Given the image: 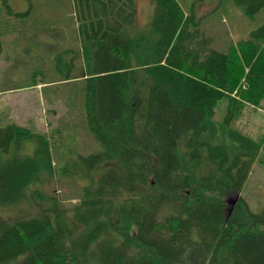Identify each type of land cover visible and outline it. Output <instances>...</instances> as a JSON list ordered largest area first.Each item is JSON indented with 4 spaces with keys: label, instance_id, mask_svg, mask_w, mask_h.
<instances>
[{
    "label": "trees",
    "instance_id": "16d2710c",
    "mask_svg": "<svg viewBox=\"0 0 264 264\" xmlns=\"http://www.w3.org/2000/svg\"><path fill=\"white\" fill-rule=\"evenodd\" d=\"M71 2L84 72L63 99L103 150L60 171L66 196L48 193L60 131L0 119V264H264V210L227 202L264 154L238 124L264 103V0H234L262 24L220 48L195 5L150 0L144 29L138 0Z\"/></svg>",
    "mask_w": 264,
    "mask_h": 264
},
{
    "label": "rangeland",
    "instance_id": "374dc122",
    "mask_svg": "<svg viewBox=\"0 0 264 264\" xmlns=\"http://www.w3.org/2000/svg\"><path fill=\"white\" fill-rule=\"evenodd\" d=\"M178 1L189 13L195 5L200 28L207 36L216 38L219 48L225 39L237 42L262 22L260 17L250 22L249 16L235 5L234 0ZM8 5L12 11L9 13L5 5V18L0 26L3 31L0 35L3 46L0 51V119L3 125L14 121L37 132L50 133V126L55 124V130L60 131L57 135L60 145L58 149L52 146L51 149L57 164L54 167L57 178L46 191L66 196L67 189L63 187L65 179L59 177L60 171L71 166L73 160L80 156L86 157L103 150L102 145L86 132L84 114L75 112L79 109L69 111L63 99L68 86L62 80L81 73L84 65L82 47L79 41L75 42L76 21L72 2L8 0ZM138 8V24L148 29L152 12L150 0H138ZM260 14L264 11L257 16ZM60 35L63 39L58 40ZM73 60L75 67L70 70L67 62L72 64ZM225 109L226 102H222L217 110L218 120L223 118ZM238 124L243 131L264 143V103L259 111L243 114ZM34 145L27 142L25 152L32 154ZM57 150L59 156L56 158ZM261 160H264V154ZM261 160L255 162L241 194L229 197L237 199L231 204L232 211L240 196L254 213L264 210V161ZM43 179L46 180L45 177Z\"/></svg>",
    "mask_w": 264,
    "mask_h": 264
},
{
    "label": "water",
    "instance_id": "95a60500",
    "mask_svg": "<svg viewBox=\"0 0 264 264\" xmlns=\"http://www.w3.org/2000/svg\"><path fill=\"white\" fill-rule=\"evenodd\" d=\"M239 198V197H238ZM236 198L234 199V200H232L231 198H229L228 200H227V202H228V205H229V213L231 214V211H232V209H233V206L231 207V204H234L235 202H236Z\"/></svg>",
    "mask_w": 264,
    "mask_h": 264
},
{
    "label": "crops",
    "instance_id": "0c3cea01",
    "mask_svg": "<svg viewBox=\"0 0 264 264\" xmlns=\"http://www.w3.org/2000/svg\"><path fill=\"white\" fill-rule=\"evenodd\" d=\"M28 88V87H27ZM10 91V90H9Z\"/></svg>",
    "mask_w": 264,
    "mask_h": 264
}]
</instances>
